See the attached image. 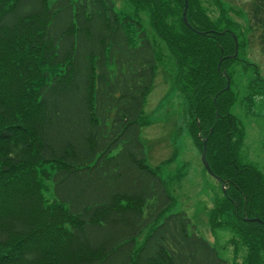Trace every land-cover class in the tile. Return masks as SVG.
Segmentation results:
<instances>
[{
	"label": "trees",
	"instance_id": "16d2710c",
	"mask_svg": "<svg viewBox=\"0 0 264 264\" xmlns=\"http://www.w3.org/2000/svg\"><path fill=\"white\" fill-rule=\"evenodd\" d=\"M126 1L133 13L115 0H0V264H237L174 209L167 179L146 161L144 104L162 59L140 11L174 61L189 132L201 152L206 140L220 177L211 226L235 232L241 264H264V173L245 161L231 111L241 93L234 24L188 0L201 34L184 23V0ZM250 3L264 48V0ZM246 91L247 113L264 80ZM253 216L262 221L244 219Z\"/></svg>",
	"mask_w": 264,
	"mask_h": 264
},
{
	"label": "rangeland",
	"instance_id": "374dc122",
	"mask_svg": "<svg viewBox=\"0 0 264 264\" xmlns=\"http://www.w3.org/2000/svg\"><path fill=\"white\" fill-rule=\"evenodd\" d=\"M200 1L204 12L214 22H224L223 16L231 20L234 24L232 29L238 34L237 40L242 43L240 48L237 47L240 64L235 75L241 90L240 102L231 111L239 118L245 131L242 150L245 161L264 173V93L253 100L247 113L246 95L242 97L251 80H264V48L259 42L261 28L250 26V0H221L225 14L215 0ZM115 7L122 12H134L133 6L126 0H115ZM139 14L149 37L159 47L162 59L144 104L146 125L141 128L140 139L147 155L146 161L151 167L159 168L167 179L176 201L174 209L185 210L197 231L217 247L221 256L241 264L245 249L241 246L239 255L233 258L234 245L229 244L230 239L236 236L235 232L226 225L211 226L214 206L222 197L221 184L204 168L201 161L203 150L201 152L189 132L188 124L192 118L187 100L176 85L178 70L165 44L155 36L148 13L140 11ZM254 67L258 68V75ZM215 215L217 218L221 216L218 213Z\"/></svg>",
	"mask_w": 264,
	"mask_h": 264
},
{
	"label": "water",
	"instance_id": "95a60500",
	"mask_svg": "<svg viewBox=\"0 0 264 264\" xmlns=\"http://www.w3.org/2000/svg\"><path fill=\"white\" fill-rule=\"evenodd\" d=\"M187 8H188V0H184V8H183V11H182V19L184 21V23L191 29L195 30L196 32H199L197 31L196 29H194L190 23L188 22L187 20V16H186V13H187ZM201 34H205V32H199ZM234 41H235V53H234V56H236L237 54V47H238V44H237V38L236 36H234ZM222 59L220 58V61H219V65L218 67L220 66V63H221ZM223 75L227 77V85L225 87V89H229V86H230V82H229V78L227 76V73L226 72H223ZM205 154H206V140H204V145H203V152H202V155H201V161H202V164L204 166V168L211 174L213 175L214 177H216L218 180H220V177L217 176L213 171L212 169L210 168L207 160H206V157H205ZM222 189L224 190V184H222ZM245 220H257V221H262L261 218L259 216H253V217H245L244 218Z\"/></svg>",
	"mask_w": 264,
	"mask_h": 264
}]
</instances>
